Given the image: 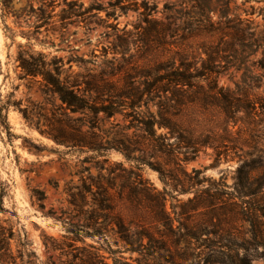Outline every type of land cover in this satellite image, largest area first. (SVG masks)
Masks as SVG:
<instances>
[{"label":"trees","instance_id":"16d2710c","mask_svg":"<svg viewBox=\"0 0 264 264\" xmlns=\"http://www.w3.org/2000/svg\"><path fill=\"white\" fill-rule=\"evenodd\" d=\"M121 3L114 0L107 7L94 4L84 7L77 0H62L65 7L60 10L59 21L65 29L77 23L73 19L84 22L85 16L94 15V11L95 14L104 11L106 20L115 21L116 9L122 14L136 13L138 19L132 30L127 25L119 29L117 24H107L115 38L113 55L119 54L125 60L130 44L137 45L141 54L124 72L122 82L113 80L115 59L103 61L96 71L85 68L95 62L83 58L69 56L64 63L60 57L47 61L41 53L18 52V66L23 75L39 77L44 88L59 101L55 107L59 117H54L49 129L40 133L69 148H86L96 154L115 150L133 162L136 171L146 165L165 184L171 181L173 189L179 186L180 192H188L202 186L206 178L199 179L201 170L192 169L188 173L185 165L196 159L201 148L212 147L216 151L219 146L209 135L198 133L191 126L185 118L186 110L189 107L217 109L228 125L252 122L258 116L257 107L264 109V97L253 92L264 77V8L250 6L239 12L234 0H176L165 3L161 10L150 0ZM38 10L36 28L47 25L51 18L42 6ZM254 14L261 17L262 24L255 22ZM72 63L83 67L85 73H73ZM64 64L68 65L65 71ZM255 69L261 74H254ZM238 72H241L240 80L233 89L219 85V77L232 78ZM151 107H155L154 112ZM77 114L82 117H74ZM116 114H122L127 123L111 122L106 133L112 137L100 139L96 130L100 131L103 123ZM85 126L87 130L83 131ZM129 130L133 132L128 134ZM216 155L218 159L219 153ZM158 158H162L163 165ZM260 159L244 160L236 168L235 195L204 187L197 191L198 195L180 203L179 212L172 208L175 218L165 210L168 192L147 187L137 172L127 171L136 178L125 180L115 190L112 177L100 173L92 176L89 168L84 167L75 174L78 184L65 183L66 202L74 215L61 221L66 233L83 243L79 237H101L104 228L94 225L100 218L106 221L111 217L114 233L126 251L153 264H251L256 254L264 261V223L260 220L264 217V200L260 203L254 200L264 185V177L255 187L250 177ZM139 185L146 190L145 210L156 232L145 228L131 232L130 225L125 224L130 217L128 209L135 208L133 200ZM31 196L43 210L45 194L33 189ZM245 198H252L253 203ZM232 199H237L238 204ZM220 211L232 217L240 216L249 224L250 231L210 232L203 228L201 231L206 232H176L186 227L180 222L173 227L174 220L195 214L206 216V223L213 227V219ZM10 238L11 232L7 237L0 232V264L12 259L7 254L9 244L5 243Z\"/></svg>","mask_w":264,"mask_h":264},{"label":"rangeland","instance_id":"374dc122","mask_svg":"<svg viewBox=\"0 0 264 264\" xmlns=\"http://www.w3.org/2000/svg\"><path fill=\"white\" fill-rule=\"evenodd\" d=\"M77 1L84 7L90 4L107 7L108 2H114ZM151 1L156 2L158 10H161L165 3L176 0ZM234 1L240 8L239 12L249 9L250 6L256 9L264 8V0ZM121 2L124 4L125 0ZM40 6L50 13L51 18L47 25L36 28L39 23L36 16ZM62 7H65L62 0H0V232L6 237L11 232V238L6 239L5 243L9 244L10 249L7 254L12 257L5 259L4 264H153L151 261L143 262L138 254L126 251V246L114 233L115 226L110 223L111 217L106 221H103V218L96 221L97 225L94 226L104 228L101 237H79L82 243L77 241L75 235L67 234L66 226L61 220L69 219L74 212L66 202L65 183L71 181L72 185L78 184L76 172L88 167L92 176L100 173L104 177H112L117 190L125 180L136 178L134 173H127L132 170L140 174L147 182V187L168 192L165 210L170 217L175 218L172 208L179 212V204L198 195L197 191L204 187L211 186L219 193L224 191L235 195L236 168L244 160L251 161L260 157V163L250 172L253 186H257L258 180L264 177V109L257 107L258 116L252 122L237 121L228 125L224 123L223 116L217 109L189 107L186 110L185 118L191 126L198 133L209 135L213 138L212 142L219 147L216 151L212 147L201 148L196 159L185 165L188 173L192 169L203 171L199 179L204 177L206 182L183 193L179 191V186L173 189L171 181L165 184L158 173L146 165L136 171L134 163L127 161L115 150L96 154L86 148L79 150L56 144L40 131H47L53 122L52 119L59 117V112L55 110L59 101L44 88L39 77L32 79L23 75L18 66V52L41 53L46 56L47 61L60 57L64 63L69 56L83 58L95 62V65L89 64L85 68H95L96 71L100 69L103 61L115 59L113 63L116 71L113 80L120 79L121 82L124 72L141 56L138 46L133 44L129 45L125 60L119 54L113 55L112 43L115 38L113 30L107 27V24H117L121 29L127 25L126 28L132 30V24L138 19L133 11L122 14L116 9V21L113 18L106 20L104 11L97 14L94 11V15L85 16L87 19L84 22H87V26L80 22L81 19H73L77 23H71L62 29L59 21ZM160 16L159 13L158 17ZM253 18L255 22L262 24L261 17L254 14ZM63 68L64 71L67 70L68 65L64 64ZM71 70L73 73H85L83 67L78 68L74 63ZM253 72L261 74L257 69ZM240 75L241 72L234 74L232 78L223 75L219 77V85L233 89L235 82L240 80ZM253 92L264 97V77ZM151 111L154 112L155 107H151ZM78 116L82 117L79 114L74 117ZM113 121L120 125L127 123L122 114H116L103 123L100 131L96 130L100 139L112 137V134L108 135L106 131ZM225 129L228 132H225ZM85 130L87 126L83 127V131ZM127 132L131 134L133 131ZM157 160L163 165L162 158ZM33 189L45 194L43 210L31 196ZM138 189L139 192L133 200L136 210H127L131 223L126 220L125 224L130 225L131 232L136 228L156 232L145 210L146 190L141 185ZM245 200L253 203L252 198ZM254 200H259V203L264 200V185L258 190ZM232 201L238 204L237 199ZM62 212L65 215H62ZM59 216L60 219H57ZM206 220V216L195 214L174 220L173 227L178 226L180 222L186 227L176 232L250 231L249 224L240 216L232 217L227 212L220 211L216 215L213 227L208 225ZM260 220L264 223V217ZM203 228L206 231H201ZM251 264H264V261L256 254Z\"/></svg>","mask_w":264,"mask_h":264}]
</instances>
